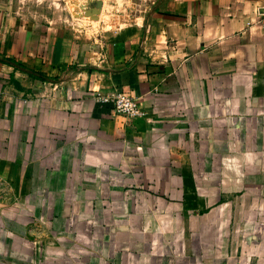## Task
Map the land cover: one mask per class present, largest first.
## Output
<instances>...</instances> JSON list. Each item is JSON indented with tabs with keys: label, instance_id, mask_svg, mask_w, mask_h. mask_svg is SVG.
Here are the masks:
<instances>
[{
	"label": "crops",
	"instance_id": "0c3cea01",
	"mask_svg": "<svg viewBox=\"0 0 264 264\" xmlns=\"http://www.w3.org/2000/svg\"><path fill=\"white\" fill-rule=\"evenodd\" d=\"M263 13L157 0L92 32L0 0V264H264Z\"/></svg>",
	"mask_w": 264,
	"mask_h": 264
},
{
	"label": "rangeland",
	"instance_id": "374dc122",
	"mask_svg": "<svg viewBox=\"0 0 264 264\" xmlns=\"http://www.w3.org/2000/svg\"><path fill=\"white\" fill-rule=\"evenodd\" d=\"M156 3L157 0H15L21 18L58 20L92 32L136 22Z\"/></svg>",
	"mask_w": 264,
	"mask_h": 264
},
{
	"label": "built area",
	"instance_id": "2783aa9c",
	"mask_svg": "<svg viewBox=\"0 0 264 264\" xmlns=\"http://www.w3.org/2000/svg\"><path fill=\"white\" fill-rule=\"evenodd\" d=\"M260 17L258 24L264 29V13L261 14ZM94 100L98 103L109 104L115 114L122 116L127 120L144 118L146 115L136 98L123 93L104 95L101 92H95Z\"/></svg>",
	"mask_w": 264,
	"mask_h": 264
},
{
	"label": "trees",
	"instance_id": "16d2710c",
	"mask_svg": "<svg viewBox=\"0 0 264 264\" xmlns=\"http://www.w3.org/2000/svg\"><path fill=\"white\" fill-rule=\"evenodd\" d=\"M2 61H4L5 63H13L12 61H10V60H2ZM30 76L31 77H33V78H36V79H38V80H41V81H46V80H48L46 77H44V76H42L41 74H37V73H34V72H31L30 73Z\"/></svg>",
	"mask_w": 264,
	"mask_h": 264
}]
</instances>
